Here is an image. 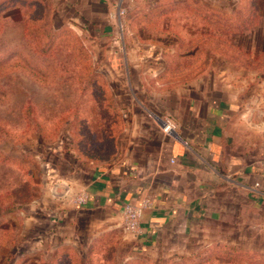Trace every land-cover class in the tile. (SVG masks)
<instances>
[{"label": "rangeland", "instance_id": "rangeland-1", "mask_svg": "<svg viewBox=\"0 0 264 264\" xmlns=\"http://www.w3.org/2000/svg\"><path fill=\"white\" fill-rule=\"evenodd\" d=\"M63 9L0 0V264H264V211L230 240L143 249L72 192L120 156L128 126L170 119L184 80L228 84L264 120V0H130L106 34Z\"/></svg>", "mask_w": 264, "mask_h": 264}, {"label": "crops", "instance_id": "crops-1", "mask_svg": "<svg viewBox=\"0 0 264 264\" xmlns=\"http://www.w3.org/2000/svg\"><path fill=\"white\" fill-rule=\"evenodd\" d=\"M54 1L72 11L81 30L106 34L122 17L118 0ZM159 72L157 81L172 83ZM212 80L202 74L171 86L164 107L174 124L171 132L148 124L128 126L131 134L119 157L86 170L84 183L72 180V192L83 187L88 195L82 209L121 222L123 204L148 198L141 232H126L143 249L220 242L261 227L263 219L250 216L264 211V120L252 118L230 85Z\"/></svg>", "mask_w": 264, "mask_h": 264}, {"label": "built area", "instance_id": "built-area-1", "mask_svg": "<svg viewBox=\"0 0 264 264\" xmlns=\"http://www.w3.org/2000/svg\"><path fill=\"white\" fill-rule=\"evenodd\" d=\"M127 0H118L116 4L117 15L119 17L123 16L126 11V2ZM162 128L165 132H171L173 130L174 124L166 119L161 123ZM264 166V158L262 160ZM88 195L86 192L80 193L75 197V202L79 205L86 204ZM150 205L148 198H143L139 203H125L121 209V218L124 229L132 235H138L141 232V219L143 212Z\"/></svg>", "mask_w": 264, "mask_h": 264}, {"label": "trees", "instance_id": "trees-1", "mask_svg": "<svg viewBox=\"0 0 264 264\" xmlns=\"http://www.w3.org/2000/svg\"><path fill=\"white\" fill-rule=\"evenodd\" d=\"M189 54L188 53H186L185 54V52L184 53H181L180 55H179V57H180V59H186V58H184V57H186V56H188ZM184 81H186V80H184ZM8 210V209H7Z\"/></svg>", "mask_w": 264, "mask_h": 264}]
</instances>
